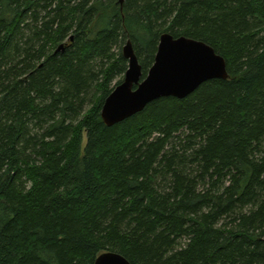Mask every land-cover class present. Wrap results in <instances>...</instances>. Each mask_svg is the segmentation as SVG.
Here are the masks:
<instances>
[{
  "label": "trees",
  "instance_id": "trees-1",
  "mask_svg": "<svg viewBox=\"0 0 264 264\" xmlns=\"http://www.w3.org/2000/svg\"><path fill=\"white\" fill-rule=\"evenodd\" d=\"M164 34L229 78L106 126L124 46L145 79ZM105 253L264 264V0H0V264Z\"/></svg>",
  "mask_w": 264,
  "mask_h": 264
},
{
  "label": "water",
  "instance_id": "water-1",
  "mask_svg": "<svg viewBox=\"0 0 264 264\" xmlns=\"http://www.w3.org/2000/svg\"><path fill=\"white\" fill-rule=\"evenodd\" d=\"M123 4L124 0H120ZM129 66L123 82L106 99L102 119L113 127L162 98L186 99L204 83L229 78L227 62L206 43L170 34L161 37L155 63L142 79V66L131 42L123 48ZM95 264H131L117 253L102 254Z\"/></svg>",
  "mask_w": 264,
  "mask_h": 264
},
{
  "label": "rangeland",
  "instance_id": "rangeland-1",
  "mask_svg": "<svg viewBox=\"0 0 264 264\" xmlns=\"http://www.w3.org/2000/svg\"><path fill=\"white\" fill-rule=\"evenodd\" d=\"M116 53H118V50L116 51ZM119 79H121V76L119 77ZM119 79H118V80H119ZM115 83H116V82H115Z\"/></svg>",
  "mask_w": 264,
  "mask_h": 264
}]
</instances>
